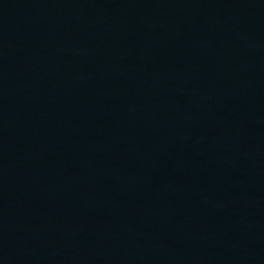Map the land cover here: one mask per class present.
<instances>
[{
  "label": "water",
  "instance_id": "95a60500",
  "mask_svg": "<svg viewBox=\"0 0 264 264\" xmlns=\"http://www.w3.org/2000/svg\"><path fill=\"white\" fill-rule=\"evenodd\" d=\"M0 264H264V0H0Z\"/></svg>",
  "mask_w": 264,
  "mask_h": 264
}]
</instances>
